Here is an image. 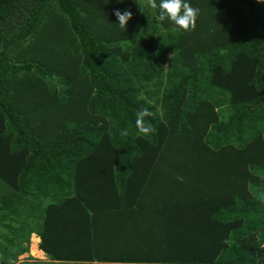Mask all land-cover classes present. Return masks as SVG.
I'll return each mask as SVG.
<instances>
[{
    "label": "trees",
    "instance_id": "16d2710c",
    "mask_svg": "<svg viewBox=\"0 0 264 264\" xmlns=\"http://www.w3.org/2000/svg\"><path fill=\"white\" fill-rule=\"evenodd\" d=\"M188 2L0 0V264H264V0Z\"/></svg>",
    "mask_w": 264,
    "mask_h": 264
},
{
    "label": "clouds",
    "instance_id": "9594fccd",
    "mask_svg": "<svg viewBox=\"0 0 264 264\" xmlns=\"http://www.w3.org/2000/svg\"><path fill=\"white\" fill-rule=\"evenodd\" d=\"M149 2L151 8L158 10L157 18L159 21H164L165 19L170 20L174 22L176 26L185 30L195 26L199 9L192 7L188 0H159V3H156V0H149ZM114 15L118 21L117 25L126 28L133 13L127 9L123 12L116 10ZM148 115H150V112L145 108L138 113L136 119L138 131L144 134L152 131L151 127L144 123V117ZM122 134L127 135V130H124Z\"/></svg>",
    "mask_w": 264,
    "mask_h": 264
},
{
    "label": "rangeland",
    "instance_id": "374dc122",
    "mask_svg": "<svg viewBox=\"0 0 264 264\" xmlns=\"http://www.w3.org/2000/svg\"><path fill=\"white\" fill-rule=\"evenodd\" d=\"M30 248H31L30 253L20 256L17 264H74V263L51 262V260L47 256H43L39 258V256H35L31 252L32 245Z\"/></svg>",
    "mask_w": 264,
    "mask_h": 264
},
{
    "label": "crops",
    "instance_id": "0c3cea01",
    "mask_svg": "<svg viewBox=\"0 0 264 264\" xmlns=\"http://www.w3.org/2000/svg\"><path fill=\"white\" fill-rule=\"evenodd\" d=\"M35 242H38V249H39V246H40V242H41V240H40V238L37 237L36 234H33L32 237H31V244H30V247H31V245H32V248H33V245H34ZM30 249H31V248H30ZM31 252H32V250H31ZM41 252H42V251L39 249V253H40L41 257L46 256L43 252H42L43 254H42ZM29 253H30V251H29ZM26 254H28V253H26Z\"/></svg>",
    "mask_w": 264,
    "mask_h": 264
},
{
    "label": "bare ground",
    "instance_id": "6f19581e",
    "mask_svg": "<svg viewBox=\"0 0 264 264\" xmlns=\"http://www.w3.org/2000/svg\"><path fill=\"white\" fill-rule=\"evenodd\" d=\"M32 253L35 255V256H39V258H41V255L39 253V249H38V242H35L34 245H33V248H32Z\"/></svg>",
    "mask_w": 264,
    "mask_h": 264
}]
</instances>
